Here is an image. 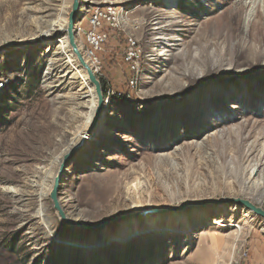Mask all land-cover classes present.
<instances>
[{"label":"rangeland","instance_id":"1","mask_svg":"<svg viewBox=\"0 0 264 264\" xmlns=\"http://www.w3.org/2000/svg\"><path fill=\"white\" fill-rule=\"evenodd\" d=\"M241 1L118 0L95 73L104 83L100 123L61 184L68 216L97 222L236 196L264 210V187H251L264 180L263 159L255 166L264 144V0ZM70 6L0 0V264H264V219L236 204L148 215L160 216L158 227L134 217L125 221H138L132 232L60 221L46 171L55 175L52 162L90 121L84 128L88 110L73 100L82 80L60 76L65 56L29 39L35 19L61 24Z\"/></svg>","mask_w":264,"mask_h":264},{"label":"water","instance_id":"2","mask_svg":"<svg viewBox=\"0 0 264 264\" xmlns=\"http://www.w3.org/2000/svg\"><path fill=\"white\" fill-rule=\"evenodd\" d=\"M80 6H81V0H71L70 11L67 15L66 28L64 29V32L66 34L68 47L70 51L76 57L79 66L83 70H85L86 78L90 83V85L94 88V92L96 96V106L94 108L93 115L90 120V124L87 126L86 130L81 135L79 141L74 143L72 146L69 147V149H67L63 153L58 165V169L53 178L52 187L48 193V197L51 201L52 207L55 210L60 221L67 227H70L74 230L98 232V231H105L114 228L118 224L130 220L134 217H143V216H148L150 214H158L161 212H176L184 209L187 210V209H193V208L204 207L209 205H234V204L240 207H244L246 208V210H249L254 215L260 216L261 218L264 219V210L260 206H257L251 200L240 196L213 198L207 201H200L194 204H184L181 206H174L172 208L153 207L142 210H134V211L126 212L124 214L111 216L106 219H101L97 222L75 220L66 214L62 206V203L60 201L61 184L64 182V179L68 173L67 168L71 163L72 159L78 153V151L81 148H83L86 141L95 132V128L100 123V117L104 103L103 86L101 85V82L97 78L96 74L91 70L90 66L83 58L74 31V25L76 24V22L80 20V15H79Z\"/></svg>","mask_w":264,"mask_h":264},{"label":"bare ground","instance_id":"3","mask_svg":"<svg viewBox=\"0 0 264 264\" xmlns=\"http://www.w3.org/2000/svg\"><path fill=\"white\" fill-rule=\"evenodd\" d=\"M61 1H62L63 5L64 4L66 5V3H69L70 2V0H61ZM245 4L246 3H243L241 1L238 4L239 5V8H237V10L240 11L242 9V11H243V7L245 6ZM167 9L170 10V11H174L175 10V8H174V1H171L170 2V5H169V7ZM240 17H241V14H240ZM41 21H42L41 19H35L36 29L37 30L32 35V37L29 39V42H32L33 44H37L39 42H47L50 45L55 44V48L58 50L57 54L59 56H65L64 57L65 59L64 58L63 59L60 58L61 63L58 66L59 71H60V74H61L60 76L62 78H64V77H67L69 74H72V78H76L77 77V78H80L82 80L81 89H80V91H78V93L75 96H73V100L76 102L75 104L77 106L82 107V108H86L88 110L87 111V116H86V121L84 123V128H85L88 125L87 123L92 118L93 111H94V108L96 106V96H95V92L93 90V87L90 85V83L88 82V80L86 78L85 70H83L82 68H79L78 61H77L76 57L70 51V49L68 47L67 38L66 37H61L59 35V32H60L61 28L64 27L63 26L64 24H66V18L65 17L63 18L61 24H60L59 21H55L54 23H50V24H48L46 26L44 25V21H42V22ZM42 26H44L45 29L44 28L42 29ZM76 39H77V37H76ZM50 65H52V64H50ZM91 70H92V68H91ZM48 71H50V67H48ZM104 117H105V114H104L103 118ZM251 121H252V125L253 126H256L259 123V121L256 120V119H254V120L252 119ZM84 128L82 130H84ZM82 134H83V131L82 132H79V134L75 136V138L77 137L76 138L77 141H79V139H80V137H81ZM69 147H67V149H69ZM263 151H264V144H262L260 146L259 157L256 158V160H255V166L257 165L258 162H262V159H263V163H264V153H263V155H261ZM254 152H255V146L252 145L251 146V149H250L249 155L253 154ZM60 160H61V157L60 156L59 157H56L54 159V162H52V163L53 164H56V165H59ZM46 173L51 174V177L54 178V174H52V172L46 171ZM259 178H260V176H259ZM259 178L257 180H259ZM263 181L260 179L258 181V183L254 182L255 185L251 186L252 187V191L262 189L264 187V182ZM45 195H47V192L46 193L45 192H42L39 195V197H41V196L44 197ZM135 206L138 207V202L135 203ZM202 214H203V217L202 218H206L208 216L207 215V212L205 210H202ZM178 216H179V220H182L184 223H187L186 222V218H184V214L179 213ZM181 218H183V219H181ZM217 220L218 219H214V224L220 225V222L221 221L219 222ZM160 221H161V218H160L159 215L147 216L146 219L143 218V224H147L148 227H158L157 224ZM137 222H138L137 220H131L129 223L123 222L122 224H119L118 230L119 231L122 230L124 232H126V231L132 232L130 230H133V229L136 228V226L138 224ZM232 226H234V224ZM235 226H236V228L238 227V225H235ZM169 227L167 226V228L165 229V230H167V232H177L178 231V230L177 231H174V230L170 229ZM171 228H173V227H171ZM130 234H128V235H130ZM202 234L205 235V234H207V232H204L203 231ZM128 235L127 234L126 235H123V236L119 235L115 239L116 240H119V241H123L127 237H129Z\"/></svg>","mask_w":264,"mask_h":264},{"label":"built area","instance_id":"4","mask_svg":"<svg viewBox=\"0 0 264 264\" xmlns=\"http://www.w3.org/2000/svg\"><path fill=\"white\" fill-rule=\"evenodd\" d=\"M117 2L118 0H101L99 3H95L94 0H81L80 20L74 25V31L76 37L83 39L86 43V48L81 50V53L94 73L98 70L99 54L107 39L108 32L105 26L111 24L116 18ZM129 43L125 59L128 62H133L136 61L138 54L134 50V40L129 39ZM242 255H247L246 250L242 252Z\"/></svg>","mask_w":264,"mask_h":264},{"label":"trees","instance_id":"5","mask_svg":"<svg viewBox=\"0 0 264 264\" xmlns=\"http://www.w3.org/2000/svg\"><path fill=\"white\" fill-rule=\"evenodd\" d=\"M100 82H101V85L103 86V84H104V83H103V81H102V80H100Z\"/></svg>","mask_w":264,"mask_h":264}]
</instances>
